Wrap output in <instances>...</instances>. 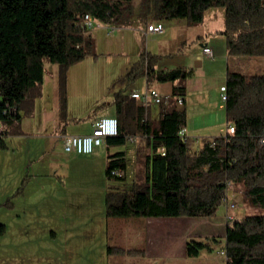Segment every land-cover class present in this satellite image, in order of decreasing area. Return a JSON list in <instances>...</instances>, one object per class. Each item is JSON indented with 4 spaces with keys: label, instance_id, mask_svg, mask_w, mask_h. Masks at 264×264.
I'll return each instance as SVG.
<instances>
[{
    "label": "trees",
    "instance_id": "trees-1",
    "mask_svg": "<svg viewBox=\"0 0 264 264\" xmlns=\"http://www.w3.org/2000/svg\"><path fill=\"white\" fill-rule=\"evenodd\" d=\"M210 9L223 10L224 28L216 34L225 39L228 59L264 57V0H0V125L5 127L0 147H5L4 137L17 129L22 101L42 85L44 60L67 68L93 53L94 39L83 26L85 16L102 24L114 19L119 28L134 22L146 31L152 23L163 21L201 23ZM139 67H145L147 81L171 84V90L159 104L156 121L147 120V108L131 105L132 99L114 100L118 134L107 138L106 146L123 145L139 135L146 140L148 153L141 184L123 191L109 187L105 195L110 257L132 256L136 251L110 245L113 225L135 218H211L222 205L228 185L242 188L250 207L264 208V73H226L225 120L234 131L226 128L220 136L202 139L199 151L192 152L194 140L179 135L186 113L177 100H184L185 88L174 85L191 72L156 70L148 56L141 57ZM125 167L124 152L108 155L106 179L123 180ZM5 232L0 224V237ZM211 241L213 246L222 243L225 264H264V216L228 220L222 240ZM212 250L200 240L185 243L187 258Z\"/></svg>",
    "mask_w": 264,
    "mask_h": 264
},
{
    "label": "rangeland",
    "instance_id": "rangeland-1",
    "mask_svg": "<svg viewBox=\"0 0 264 264\" xmlns=\"http://www.w3.org/2000/svg\"><path fill=\"white\" fill-rule=\"evenodd\" d=\"M134 5L135 3L132 6ZM220 14H223L222 9H210L198 24H190L184 19L163 21V34H146L145 27L140 26L145 31L146 35H144L136 29L139 26L133 24L134 22L121 30L116 26L118 30L110 36H107L104 28L93 27L89 32L94 39V51L81 62L61 68L44 60L43 84L31 89L27 98L22 101L19 109L21 119L15 125L17 129H13L4 137L5 147H0V224L5 226V230L7 228L5 223L15 219L17 215L15 209L16 205L18 207L17 199L23 194L32 169L47 166L49 157L54 159V163H62L65 160L63 144L55 139V135L61 130L60 127L65 123L72 124L73 121L82 124L88 117L113 106V101L117 97H128L131 90L143 95L146 90L159 89L158 82L151 78L147 81L143 70L145 67H139L142 56H148L153 67L157 68L154 62L155 56L161 53V60L167 63L166 67L174 62L185 71L192 69L193 72H197L194 64L195 55L200 50L198 36L205 31L219 29ZM214 36L208 39L211 45L216 49H220L221 46L224 49V37L217 35L213 39ZM243 60L233 65L237 71L243 74L258 72V67ZM174 85L185 88V83L181 80L175 81ZM168 88L169 84L164 87L166 90L159 89L162 97L169 95ZM159 111V105L150 104L147 109L149 116L147 120L156 119ZM198 112L199 110H196L194 113ZM185 113L187 114L186 111ZM133 138L134 142L127 139L123 145L109 147V155L117 152L125 153L126 167L123 180L105 178V195L109 187L116 191L129 190L134 183L141 184L144 181V157L148 153L146 140H140L139 135ZM193 140L191 150L197 152L201 148V140H197L198 142ZM47 144L53 149L50 150L49 155L47 151L43 154ZM99 172V169L97 172L93 170L88 175V181H82L80 186L72 184V181L68 183L71 193L68 192L72 199L70 204L73 209L79 211L83 209L85 212H90V215L99 211L100 191L97 183ZM20 188H22L21 192ZM229 192L230 202L233 203L234 208L227 209L225 213L224 206L220 205L215 217L222 219L177 218L178 220L172 223L167 221L169 242H173L166 254L167 264H225V258L221 255L222 243L213 246L211 240H222L228 220L242 219L248 215L264 216V208L250 207L244 201L242 188L234 186ZM76 202H82L84 206L75 208ZM36 220V226L33 217L24 220L25 231L21 233V237L26 239L27 244L23 245L15 242L9 224L7 234L0 237V264H48V261L41 260L44 253H47L45 249L48 246L46 241L43 242V237L45 238L43 226L46 219ZM129 222L130 220L113 225L110 245L123 248L125 251L136 250L134 252L139 253L138 249L144 248L148 238L140 227L137 228ZM190 239L207 243L213 250L201 252L198 258H187L185 243ZM31 247L38 249L37 257L32 254L34 252L28 251ZM106 256L108 261L110 256ZM142 260L134 255H114L107 264H144ZM74 263L77 262L73 258L66 261V264ZM52 264L61 263L52 261Z\"/></svg>",
    "mask_w": 264,
    "mask_h": 264
},
{
    "label": "crops",
    "instance_id": "crops-1",
    "mask_svg": "<svg viewBox=\"0 0 264 264\" xmlns=\"http://www.w3.org/2000/svg\"><path fill=\"white\" fill-rule=\"evenodd\" d=\"M219 16L221 17V27L219 29H211V31H205L198 36L200 50L195 55L194 64V69L197 72H193L190 69L191 75L184 81L185 96L182 105L187 112L184 132L186 137L195 139L196 142L202 139L220 136L226 130L224 103L220 101V88L225 84L226 73L228 71L236 72L237 70L233 65L241 63V59L227 58L225 44L224 49L221 46L222 49L220 48V50L212 46L209 42L210 40H208L210 36L214 35L213 39H215L217 36L216 32L224 28V14H220ZM121 29L124 28H119V30ZM136 29H139L142 33L145 32L140 26L136 27ZM163 32L159 34H163ZM146 34L144 33V35ZM203 47H209L211 49L212 57L210 59L203 56ZM161 57V53L156 55L154 62L157 68L154 69L169 71L174 68H180V65H175L174 62V64L170 63L171 66L166 67L167 63L161 60ZM243 61L253 63V65L258 67V72L256 73H264V57L249 58ZM167 85L168 83L160 84L159 89L166 90L164 87ZM159 89L150 90H155L162 95ZM168 89L169 91L167 93H170L171 84H169ZM132 93L138 92L131 90L128 94V99H132ZM130 103L133 106H142L139 99H132ZM150 104L153 103L149 102L146 106L147 109ZM196 110H199V112L194 113ZM159 113L156 119H149L156 121ZM117 116L115 106H109L94 116L88 117L80 125L74 121L72 124L65 123L63 127H60L61 130L58 135H55V139L59 143L62 142L64 144L68 136L90 134L92 125L96 120L103 117L117 119ZM147 116L148 113L146 111L145 118ZM140 140L142 139L140 138ZM129 141L134 142L135 140L132 137L129 138ZM50 150L53 149H50L48 144L45 145L43 154L47 151L49 155ZM63 154L65 160L62 163H54V159L49 157L47 166L32 169L29 174V179L26 182V187H24L23 194L20 196L21 198L19 197L17 199L19 201L18 207L17 205L15 207L17 215L15 219H10L8 221L9 223H5L7 226L5 233L7 234V229L12 227L15 242H18L20 245L27 244L26 239L21 237V233L25 231L24 220L31 216L36 226V219H46V223L43 226L45 228L43 242L46 241L45 243H48V246L45 249L47 253H44L41 260L48 261V264H52V261L66 264L67 260L73 258L77 262L74 264H107L111 257L107 261L104 196L106 192L105 169L107 156L110 154L109 147L106 146L104 141L100 147L96 148L89 155L67 154L64 150ZM98 169L100 170L97 176L100 191L99 211L94 215H90V212H85L83 209L80 211L73 209L72 204H70L72 199L70 197L71 189L68 188V183L72 181V184L80 186L82 181H88L89 173L93 172V170L97 172ZM81 203L76 202L74 205L75 208L83 207L84 205L82 206ZM209 219L219 220L222 218L214 216ZM177 220V218H155L153 220L152 218H135L130 220L129 223L132 222L137 228L140 227L148 238L144 248L142 250L141 248H137L139 253H135L134 256H137V259L142 258L144 264H167V261H165L166 254L169 246L173 244V242H169L167 221L172 223V221ZM9 224L11 225L10 227ZM175 239L177 238L175 237ZM28 251L34 252L32 254L37 257V248L31 247L28 248Z\"/></svg>",
    "mask_w": 264,
    "mask_h": 264
},
{
    "label": "built area",
    "instance_id": "built-area-1",
    "mask_svg": "<svg viewBox=\"0 0 264 264\" xmlns=\"http://www.w3.org/2000/svg\"><path fill=\"white\" fill-rule=\"evenodd\" d=\"M114 19H110L108 24H102L91 19L88 16L83 18V26L90 30L93 27L97 28H104L106 30L107 35L113 34L117 28L113 24ZM163 32V25L162 23H154L152 25L147 26L146 33H162ZM202 54L205 58L210 59L212 57V51L209 47L202 48ZM132 99H139L141 101L142 106L146 107L149 102L153 104H160L165 97H162L157 91L155 90H146L143 95L138 93L131 94ZM226 100L225 94V87L220 88V101L224 103ZM178 105L183 104V100L179 98L177 100ZM5 127L0 125V132L4 130ZM229 133H233V127L227 128ZM118 134V122L116 118L112 117H103L94 122L92 125V131L88 135H75V136H68L63 144V150L67 154H75V155H89L93 153V151L100 147L107 138L116 137ZM180 136H185L184 128L179 132ZM111 175H118V173H111ZM233 188V185H228V191L225 195L224 199L222 200V205L225 208V213L227 209L234 208L232 202H230V189ZM226 218H228L226 216ZM221 255H224L221 252Z\"/></svg>",
    "mask_w": 264,
    "mask_h": 264
},
{
    "label": "bare ground",
    "instance_id": "bare-ground-1",
    "mask_svg": "<svg viewBox=\"0 0 264 264\" xmlns=\"http://www.w3.org/2000/svg\"><path fill=\"white\" fill-rule=\"evenodd\" d=\"M152 25V24H151Z\"/></svg>",
    "mask_w": 264,
    "mask_h": 264
}]
</instances>
